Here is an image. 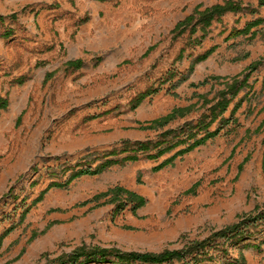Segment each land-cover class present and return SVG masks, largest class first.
Here are the masks:
<instances>
[{"label":"rangeland","instance_id":"374dc122","mask_svg":"<svg viewBox=\"0 0 264 264\" xmlns=\"http://www.w3.org/2000/svg\"><path fill=\"white\" fill-rule=\"evenodd\" d=\"M224 1L0 0V98L9 102L7 109H0V236L17 225L0 245V264H44L46 258L83 245L142 253L177 250L256 208L264 211L263 64L224 114L229 118L234 105L241 103L236 127L229 125L162 170L153 171L182 146L157 160L116 165L66 189H51L18 226L23 211L49 183H64L69 174L62 177L63 168H95L106 158L124 157H104L119 150L123 141L156 142L167 130L195 124L216 102L226 79L264 59L259 38L227 40L232 29L264 17L258 0H237L257 13L224 16L212 24L201 46L190 45L188 34L173 39L175 25L197 6L204 9ZM8 30L12 35L4 38ZM213 46L217 50L175 87L196 57ZM246 54L247 59L239 60ZM73 60H82L83 67L66 68ZM169 71L178 75L164 82ZM211 77L224 79L215 82ZM205 80V86H190ZM153 89L159 92L132 108L139 95ZM200 97L212 103L204 108ZM193 104L196 112L162 130H140V124ZM49 168L58 178L49 176ZM115 186L147 200L136 216L124 212L114 217L112 206H83ZM11 187L13 196L1 200ZM194 187V194H187ZM252 235L249 242H263L264 227ZM228 251L225 258L214 252L219 259L206 264L238 258V248L229 246ZM243 254L247 264H264V243L260 251L245 249Z\"/></svg>","mask_w":264,"mask_h":264},{"label":"trees","instance_id":"16d2710c","mask_svg":"<svg viewBox=\"0 0 264 264\" xmlns=\"http://www.w3.org/2000/svg\"><path fill=\"white\" fill-rule=\"evenodd\" d=\"M264 7V0H258V8ZM258 10L252 9L250 6L244 5L237 0H226L220 4H215L210 7L202 9V6H197L193 12L187 16L184 20L178 22L172 30L173 39L176 40L185 34H188L189 44L192 46H201L202 41L206 38L209 28L214 22H220L222 18L228 14H241L249 13L255 14ZM2 21L3 19L0 18ZM264 25V17H258L253 21L247 22L243 28L232 29L227 36V40H233L242 36H249L250 39L259 38L264 41V30L258 29ZM200 33L201 36L192 39L194 35ZM12 35V31H6L3 34L4 38H9ZM218 46H213L206 50L203 54L196 57L189 67L186 75L181 76L180 80L174 85L175 87L186 82L189 75L192 74L197 64L207 60L216 50ZM150 48L146 53V56L150 53ZM185 50L182 49L177 57L180 61L183 58ZM246 54L242 59L248 58ZM82 60H73L66 62L65 66L68 69L79 70L83 67ZM264 64V59H259L251 63L242 73L239 75L226 79L225 88L218 93L216 102L208 109L206 113L202 114L195 124L186 123L178 130H167L159 135V140L156 142H130L123 141L121 147L118 150H114L104 157H121L120 159L106 158L102 163L95 168L81 167L79 164L75 166H67L61 170V176L65 177L69 174L64 183L53 181L49 183L47 188L42 191L32 205L26 208L19 220L18 226L21 225L31 210L32 207L40 203L45 195L51 189H66L74 181L85 177H94L103 174L105 171L116 165H124L127 163H135L145 158L146 160H157L166 154L172 152L175 148L182 146L174 155L165 159L160 165L155 167L153 171H159L167 166L174 164V161L178 157H182L195 149L204 146L208 141L217 138L220 133L229 125L236 127L238 121L235 118L236 112L240 108V102L234 105L230 112L229 118H225L224 114L229 109L230 105L237 98L242 90L248 87V81L250 76L258 70L260 66ZM178 74L175 71H169L166 75L164 82H169L175 78ZM52 74L46 76L47 79L51 78ZM224 78L211 77L210 80L218 82ZM25 80L23 78L18 79L19 84H23ZM208 80H205L197 85L191 84L193 88H199L205 86ZM264 87V80H263ZM159 89H153L146 91L139 95L133 103V109L138 108L148 97L157 94ZM203 99V107L206 108L211 101H208L205 97ZM214 102V101H213ZM9 102L7 99L0 98V109H7ZM196 104L188 107L174 108L169 114L151 122L140 124V130L145 131H159L164 129L170 123L177 119H183L187 115H190L197 111L195 109ZM20 119L18 120V124ZM216 124L217 127L212 129V126ZM264 120L260 126H263ZM259 130V128H258ZM256 129V133L258 132ZM169 137L170 140L168 139ZM173 140H176L172 142ZM155 151V153H152ZM248 159L245 160V162ZM47 173L51 178H58L55 169H48ZM197 186V185H196ZM195 192V187L190 189L188 193ZM13 187L2 196L1 200L5 197L13 196ZM16 199V198H14ZM89 203H93L92 208H99L103 206L113 207V216L116 217L124 212H129L131 215L136 216L137 211L142 209L147 200L133 192L121 186H115L108 189L105 192L94 195L90 200L83 203V206ZM256 210L250 214H246L238 217V222L227 226L221 230L212 232L207 238L203 240H192L187 242L181 249L177 250H165L161 253H148V252H124L116 248H102L99 246H80L75 248L70 253H64L56 256L52 259L46 258L44 264H206L216 262L219 258L214 252L218 251L222 258H225L228 254V247H236L239 249V256L225 264H247L243 250L253 249L255 251L261 250V245L249 242V239L255 233V230L260 226L264 227V211ZM17 225L9 227L0 236V245L2 241L11 234ZM37 235H34L35 238ZM242 244V245H241ZM227 247V248H225Z\"/></svg>","mask_w":264,"mask_h":264}]
</instances>
